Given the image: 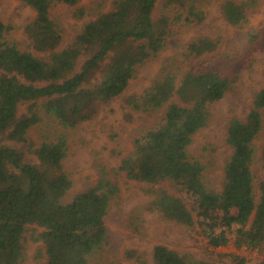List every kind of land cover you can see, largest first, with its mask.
<instances>
[{"label": "trees", "instance_id": "1", "mask_svg": "<svg viewBox=\"0 0 264 264\" xmlns=\"http://www.w3.org/2000/svg\"><path fill=\"white\" fill-rule=\"evenodd\" d=\"M19 1L34 12L23 27L28 46L45 56L7 41L12 27L0 21V264H21L23 234L30 225L40 229L32 255L36 264H89L106 246L104 217L118 196L120 176L141 184L150 197L147 212L189 231L198 227L211 248L231 240L236 250H257L264 264V87L253 95L243 119L228 122L225 141L231 154L218 192L206 185L204 165L189 156L187 147L208 123L209 106L229 90L236 74L230 55L218 53L219 43L204 36L188 41L162 63L149 87L122 95L137 67L163 50L174 27L203 20L196 2L111 0L60 48L64 32L50 8L78 7L80 0ZM102 3L92 1L95 7ZM249 3L222 0L220 11L237 26ZM259 36L258 31L248 35L249 48ZM120 95L125 122L133 113H144L155 124L133 140L132 151L120 157L117 167H99L94 184L62 203L71 185L62 169L66 132ZM45 123L54 127L36 142L31 133ZM254 164L262 175L256 182ZM126 227L139 234L141 226L130 219ZM228 257L225 264H244L240 255ZM150 259L153 264H214L162 245L152 247ZM122 261L148 264L144 253L132 248L122 252Z\"/></svg>", "mask_w": 264, "mask_h": 264}, {"label": "rangeland", "instance_id": "2", "mask_svg": "<svg viewBox=\"0 0 264 264\" xmlns=\"http://www.w3.org/2000/svg\"><path fill=\"white\" fill-rule=\"evenodd\" d=\"M92 1L95 2L80 0L78 7L52 4L51 16L64 32L60 48L70 43L82 26L98 12L109 8L111 0H104L101 7L93 6ZM193 1L203 11V20L196 24L174 27L173 35L163 50L137 67L134 78L128 82L122 95L139 94L149 87L162 63L183 50L188 41L204 36L219 43L218 53L230 55L237 65L236 74L231 78L229 90L209 106L208 123L192 137L187 147L189 156L204 165L203 177L206 185L218 192L223 182L224 164L231 154L225 141L228 122L232 118L243 119L250 109L253 95L264 87V0H236L250 2L245 12V20L237 26L229 25L223 18L220 11L222 0ZM33 15V10L22 1L0 0V21L12 27L5 39L15 43L21 51L43 57L45 54L36 53L29 48L23 33L24 25ZM257 31L260 36L254 47L249 48L248 35ZM122 102L120 95L100 104L92 119L66 132L67 155L62 161V169L71 185L61 200L62 203L69 202L74 194L94 184L98 178L99 167H117L120 157L132 151L133 140L155 124L156 119L144 113H133L132 121L125 122L122 117ZM52 127L54 126L49 123L40 124L31 135L38 142L40 135L48 133ZM253 172L256 182L262 177L256 164ZM117 182L118 196L109 205L104 217L106 246L98 257L90 259L89 264H102L106 259L121 262L122 252L130 248L144 253L148 264H153L150 254L155 245L165 246L173 252L187 253L196 260L214 264H225L229 261L228 255L242 256L244 264H259L262 261V255L257 250H236L231 240L222 247L207 246L198 227L189 231L181 225L164 220L157 213L147 212L145 208L150 197L143 194L141 184L123 176L118 177ZM165 185L173 192L169 182ZM185 198L188 202H193L190 196L185 195ZM130 219L141 226L139 234L126 227ZM39 231L34 225L26 227L23 234L24 258L21 264H36L32 255L40 243L35 240ZM260 242L264 245V232L260 233ZM120 264L132 262L122 261Z\"/></svg>", "mask_w": 264, "mask_h": 264}]
</instances>
